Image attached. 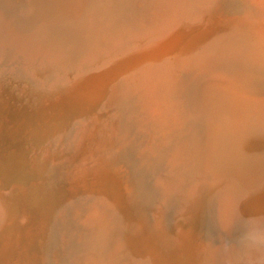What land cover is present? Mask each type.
I'll return each instance as SVG.
<instances>
[{
  "label": "rangeland",
  "instance_id": "rangeland-1",
  "mask_svg": "<svg viewBox=\"0 0 264 264\" xmlns=\"http://www.w3.org/2000/svg\"><path fill=\"white\" fill-rule=\"evenodd\" d=\"M253 1L0 0V264H248L264 126L239 141L234 108L249 64L264 89Z\"/></svg>",
  "mask_w": 264,
  "mask_h": 264
},
{
  "label": "bare ground",
  "instance_id": "bare-ground-1",
  "mask_svg": "<svg viewBox=\"0 0 264 264\" xmlns=\"http://www.w3.org/2000/svg\"><path fill=\"white\" fill-rule=\"evenodd\" d=\"M164 1V0H163ZM173 1V0H172ZM169 2V1H168ZM171 2V1H170ZM174 2H175V0H174ZM178 2V1H177ZM126 3V2H125ZM146 3V2H145ZM173 3V2H172ZM147 5V4H146ZM177 5V4H176ZM253 8H254V10H256L257 12H259V14H258V16H260V14H264V12H263V10H264V0H258V1H253ZM122 6V5H121ZM168 6V5H167ZM174 6V5H173ZM178 6V5H177ZM147 7H148V5H147ZM150 7V6H149ZM148 7V8H149ZM152 7V6H151ZM169 8H170V6H169ZM187 8V7H186ZM170 9H172V8H170ZM262 9V10H261ZM135 10V9H134ZM180 10V9H179ZM183 10V9H182ZM116 11V10H115ZM136 11V10H135ZM135 11H134V13H135ZM139 11V9L137 10V12ZM141 11H143L144 12V9L143 10H141ZM118 12V11H117ZM140 12V11H139ZM145 12H146V10H145ZM176 12H177V10H176ZM179 12V11H178ZM180 13V12H179ZM178 13V14H179ZM142 13H140V15H141ZM144 14H146V13H144ZM143 15V14H142ZM141 15V16H142ZM139 16V15H138ZM262 23H264V22H262ZM263 28V27H262ZM261 29V28H260ZM264 30V29H263ZM261 32V31H260ZM258 35H259V37H261L260 39V41H259V39H257L258 41H257V45H258V47H256V50L258 49L259 50V52H260V55H264V35H262V34H260V33H258ZM55 47V46H54ZM249 51H247L248 53H250L251 54V52H250V50L251 51H254L255 49H248ZM261 51H263V53L261 52ZM237 55V54H236ZM256 56V55H255ZM254 56V57H255ZM212 57V56H211ZM222 57V56H221ZM228 56H226V58H227ZM236 57V56H235ZM245 57V56H244ZM264 57V56H263ZM217 60H218V57H215ZM214 58V59H215ZM225 57H223V60H221V61H225V59H224ZM246 58V57H245ZM244 58V59H245ZM257 58V57H256ZM204 59V58H203ZM220 59V58H219ZM242 59V57H240V60ZM204 60H206V58L204 59ZM207 63H209V62H211L210 60H209V58L207 59ZM220 61V60H219ZM218 61V62H219ZM242 61H243V59H242ZM249 60L247 59V62H248ZM238 62H239V60H238ZM244 62V61H243ZM247 62H245V64L247 63ZM206 63V64H207ZM213 61L211 62V67H213L214 68V65L213 64H216V63H213ZM249 63H250V61H249ZM224 64H226V63H224ZM242 64V63H241ZM240 64V65H241ZM245 64H243V65H245ZM208 65V64H207ZM213 65V66H212ZM210 66V65H209ZM208 66V67H209ZM242 66V65H241ZM244 67V66H243ZM246 67H248V68H246L245 70H247L248 71V78L247 77H245V79H247V80H244V81H246V83H244L245 84V88L247 87V88H249V90H250V92L249 91H245V93H241V94H238L237 96L236 95H234V96H236L237 98L235 99L236 101H235V110H236V113H237V118H238V120L237 121H239V124H237V127L235 128L236 130H237V133H238V139H239V141L240 140H242V141H244V139L247 137V138H249L248 140H250V135H251V137L252 138H255V137H253V134L255 133L254 131L256 130V127L257 126H259V125H257L256 127H254L253 126V128H251L252 127V125L251 126H248V124H253L254 125V123L252 122V123H246L245 121L247 120V118L248 119H250L249 121L251 122L252 120H255L256 121V123L255 124H257V123H260V125L261 126H264V89H260V90H258L256 87V85H258L259 84V82H262L263 80H258L257 78H256V73L257 72H255L254 70H252L253 72H251L250 70L253 68L254 69V67H252V66H250V64L248 65V66H246ZM241 69H242V67H240ZM245 68V67H244ZM251 68V69H250ZM219 70H220V68H218ZM207 70V69H206ZM211 70V69H210ZM227 70V69H226ZM235 70V69H234ZM200 71V70H199ZM237 71H240V70H237ZM243 71V70H242ZM222 72V71H221ZM226 72V71H225ZM192 73V72H191ZM194 73V72H193ZM193 73L191 74V76L193 75ZM197 73V72H196ZM224 73V72H223ZM205 74H206V72H205ZM219 74H221V73H219ZM149 75V74H148ZM213 75H214V73H213ZM225 75H227L226 73H225ZM224 75V76H225ZM204 76H206V75H204ZM219 76V75H218ZM237 76V75H236ZM148 77V76H147ZM213 77V76H212ZM215 77H216V75H215ZM220 77V76H219ZM226 78V77H225ZM225 78H223V79H225ZM144 79H145V77H144ZM231 79V78H230ZM190 80V79H189ZM239 80V79H238ZM187 81V80H186ZM202 81V80H201ZM194 82V81H193ZM192 82V83H193ZM203 82V81H202ZM212 82V81H211ZM201 83V82H200ZM205 83V82H204ZM208 83V82H207ZM185 84V83H184ZM203 84V83H202ZM211 84V83H210ZM209 84V85H210ZM221 84V83H220ZM235 85V84H234ZM211 86V85H210ZM209 86V87H210ZM215 86H217V85H215ZM224 86V85H223ZM236 86V85H235ZM208 86H206V88H207ZM213 87V86H212ZM215 88V87H214ZM234 89H235V87H233ZM243 88V87H242ZM264 88V87H263ZM197 89V88H196ZM195 90V89H194ZM198 90H199V88H198ZM202 90V89H201ZM205 90H207V89H204L203 91H205ZM212 90V89H211ZM210 89L208 90V91H211ZM213 90H215L216 91V89H213ZM217 90H218V88H217ZM242 90V89H241ZM200 91V90H199ZM198 91V92H199ZM207 91V92H208ZM237 91V90H236ZM239 92H240V90H238ZM197 92V93H198ZM213 92V91H212ZM218 92H219V90H218ZM234 92V91H233ZM241 92H243V91H241ZM191 93V92H190ZM189 93V94H190ZM209 93H211V92H209ZM215 93V92H214ZM237 93V92H236ZM187 94V93H186ZM188 94V95H189ZM202 94V91H201V93H200V95ZM205 94V93H204ZM203 94V95H204ZM228 94V93H227ZM194 95H195V92H194ZM210 95H212L213 97L216 95V93H215V95H213L212 93L210 94ZM219 96H221L220 95V93L218 94ZM217 95V96H218ZM196 96V95H195ZM206 96H208V95H206ZM188 97V96H187ZM189 97H191V95L189 96ZM188 97V98H189ZM225 97V96H224ZM195 99H196V97H194ZM194 98H193V100H194ZM210 98V97H209ZM218 98V97H217ZM225 98H227V97H225ZM225 98H224V100H225ZM220 99V98H219ZM223 99V98H222ZM221 99V100H222ZM234 99V98H233ZM215 100V99H214ZM223 100V101H224ZM195 101V100H194ZM217 101H218V99H217ZM226 101V100H225ZM224 101V102H225ZM232 101V100H231ZM231 101H229V98H228V100H227V104H228V102L230 103ZM215 102V101H214ZM234 102V101H233ZM215 104V103H214ZM219 104V103H218ZM217 104V105H218ZM231 104V103H230ZM224 105H226L225 103H224ZM214 106H216V105H214ZM219 106V105H218ZM218 106H216V108L218 107ZM228 106V105H227ZM231 107H232V105H230ZM214 110H215V108H214ZM221 109H219V111H220ZM225 110H226V108H225ZM234 110V111H235ZM227 111V110H226ZM232 112H233V110H232ZM231 112V113H232ZM222 113L225 115V113L222 111L221 112V115H222ZM228 113V112H227ZM216 115L217 114H219V113H215ZM233 114V113H232ZM224 115H222L221 116V120L223 119L222 117L224 116ZM233 115H235V114H233ZM233 115H231L230 114V116H233ZM220 117V116H219ZM219 117H217V119L219 118ZM225 117V116H224ZM235 118V117H234ZM220 119V118H219ZM232 119V118H231ZM230 120V119H229ZM219 121V120H218ZM235 121V120H234ZM258 121V122H257ZM227 123V122H226ZM229 123H235V122H231V121H229ZM221 124V123H220ZM218 125V124H217ZM222 125V124H221ZM223 125H227V127L228 126H231L230 124H223ZM222 125V126H223ZM220 126V125H219ZM222 126H221V128H222ZM234 126H236V125H234ZM224 127V126H223ZM233 127V126H232ZM218 128V127H217ZM217 128L215 129L216 130V133H217ZM221 128H218V130H220ZM231 127H228V129H230ZM258 128H260V127H258ZM232 129V128H231ZM230 129V130H231ZM230 130H228V131H230ZM234 130V129H233ZM232 130V131H233ZM258 130V129H257ZM223 132H225V130H222ZM222 132V133H223ZM234 132H236V131H234ZM227 132H225V134H226ZM232 132L230 131V134H231ZM215 134V133H214ZM217 134H219V133H217ZM224 133H223V135L224 136H226ZM264 134V133H263ZM227 135H228V133H227ZM235 135V134H234ZM233 135V136H234ZM262 136H264V135H262ZM215 137H217V135L215 136ZM229 137V136H228ZM222 138H223V136H222ZM227 138V137H226ZM230 138V137H229ZM228 138V139H229ZM232 138V137H231ZM230 138V139H231ZM214 139V138H213ZM212 139V140H213ZM230 139H229V141H230ZM256 139V138H255ZM263 139H264V137H263ZM225 140H227V139H225ZM213 141H215V140H213ZM224 141V139H222V142ZM232 141V140H231ZM238 141V140H237ZM241 141V142H242ZM255 141H257V139L255 140ZM255 141H253V139L250 141V142H248V144L250 143H253V144H251L252 146L254 145V143H255ZM264 141V140H263ZM216 142V141H215ZM214 142V143H215ZM221 142V143H222ZM225 142V141H224ZM227 142V141H226ZM225 142V143H226ZM240 142V143H241ZM237 143H239V142H237ZM232 144V143H231ZM243 144V143H242ZM215 145H216V143H215ZM223 145V144H222ZM233 145V144H232ZM219 146V145H218ZM221 146V145H220ZM225 146V145H224ZM231 146V145H230ZM250 146V145H249ZM260 146V145H259ZM216 147V149H217V146H215ZM222 148V147H221ZM232 148V147H231ZM245 148V147H244ZM215 149V150H216ZM218 149H220L219 147H218ZM237 149V148H236ZM225 150V149H224ZM223 150V151H224ZM251 150H253V152L255 151L256 153L258 152V151H256V150H254V149H251ZM220 151V150H219ZM226 151V150H225ZM244 151V150H243ZM242 151V152H243ZM248 151H250L249 149L247 150V152ZM259 151H260V149H259ZM214 152V151H213ZM216 152H217V150H216ZM244 153V152H243ZM261 153V152H260ZM251 154H253V153H251ZM264 154V153H263ZM263 154H261V157H262V155ZM216 155V154H215ZM221 155V154H220ZM224 155V154H223ZM241 154H239V158L241 157L240 156ZM244 155H246V154H244ZM248 155V154H247ZM246 155V156H247ZM257 155V154H256ZM255 155V156H256ZM218 156V158H219V154L217 155ZM216 156V157H217ZM254 156V157H255ZM264 156V155H263ZM251 157V156H250ZM242 159L244 158V157H241ZM257 158H259L258 157V155H257ZM260 159H262V158H260ZM257 160V161H260L261 162V160ZM221 160H223V159H221ZM249 160V159H248ZM247 160V161H248ZM251 160V159H250ZM253 160V159H252ZM254 160H256V159H254ZM253 160V161H254ZM218 161V160H217ZM216 161V162H217ZM245 161H246V159H245ZM262 161H264V160H262ZM222 162V161H221ZM221 162H219V163H221ZM249 162V161H248ZM256 162V161H255ZM223 164H221V165H224V164H227V161H226V163H224V160H223V162H222ZM253 163V162H252ZM257 163V162H256ZM231 164V163H230ZM229 164V165H230ZM217 165V164H216ZM261 165V164H260ZM259 165V166H260ZM234 166H236V165H234ZM221 167H223V170H224V168H226V167H224V166H221ZM233 167V166H232ZM254 168L255 167H258V166H253ZM230 168H231V166H230ZM239 168V167H238ZM242 168V167H241ZM263 168H264V166H263ZM252 169V168H251ZM256 169V168H255ZM223 170H221V171H223ZM239 170V169H238ZM258 170V169H257ZM217 171H219L218 169H217ZM242 171V170H241ZM250 171H252L253 172V170H250ZM254 171H256V170H254ZM233 172V171H232ZM238 172V171H237ZM237 172H236V174H237ZM240 172V171H239ZM238 172V173H239ZM252 172H251V174H252ZM257 172V171H256ZM256 172H254V173H256ZM250 173V172H249ZM248 173V174H249ZM259 173V172H258ZM223 174V173H222ZM235 174V175H236ZM247 174V173H246ZM247 174V175H248ZM260 174V173H259ZM262 174V173H261ZM240 175V174H239ZM250 175V174H249ZM256 176H257V174H256ZM259 176V175H258ZM262 176V175H261ZM260 176V177H261ZM233 177H234V175H233ZM238 177V176H237ZM240 177H241V175H240ZM259 177V178H260ZM245 178V177H244ZM252 178V177H251ZM250 178V179H251ZM249 179V178H248ZM244 180V179H243ZM252 180H256V178H252ZM248 181V180H247ZM251 181V180H250ZM258 181H259V179H258ZM264 181V180H263ZM241 183H243V182H241ZM248 183H252V181L251 182H248ZM236 184H238V183H236ZM244 184V187H245V183H243ZM240 186H242V185H240ZM261 186L263 187V185H260V187H258L259 189L261 188ZM239 187V186H238ZM240 188V187H239ZM238 189V188H237ZM241 189H243L242 187H241ZM255 189V188H254ZM258 189V190H259ZM263 189V188H262ZM257 190V191H258ZM239 191H241V190H239ZM243 191H245V190H243ZM253 191V190H252ZM260 191H261V189H260ZM242 192V191H241ZM241 192H239V193H241ZM254 192V191H253ZM233 193V192H232ZM231 193V194H232ZM234 193H235V191H234ZM243 193V192H242ZM247 193V191H245L244 192V194H246ZM258 194H257V196L261 193V194H264V192L262 193V192H257ZM231 194H230V196H231ZM237 194H238V192H237ZM250 195L251 194H253L252 192H250L249 193ZM256 194V193H255ZM252 196V195H251ZM244 197V196H243ZM246 197V196H245ZM259 197V199H260V197L262 198L263 196H258ZM232 198V197H231ZM233 198H236V196L235 197H233ZM249 198V197H248ZM226 199V201H227V198H225ZM241 199V198H240ZM258 199V198H257ZM233 200V199H232ZM249 201H247V202H250V199H248ZM251 200H253V198L251 197ZM254 200H256V198L254 199ZM245 202H246V198H245ZM245 202H244V205H245ZM253 202H255V201H253ZM226 203V202H225ZM229 203V202H228ZM227 203V204H228ZM230 204V203H229ZM251 204H256V203H250V206H251ZM238 205V204H237ZM236 205V206H237ZM257 205V204H256ZM229 206V205H228ZM252 206H254L255 208H256V206L255 205H252ZM251 206V210H252V208H254V207H252ZM231 207H233V206H231ZM240 207V206H239ZM247 207L248 206H246V209H247ZM223 208V207H222ZM234 208V207H233ZM242 208H244V207H242ZM245 209V212L247 213L248 211ZM219 210H220V206H219ZM227 210V209H226ZM231 210V212H233L232 211V209H229V211ZM243 210V209H242ZM228 211V212H229ZM241 211V210H240ZM255 210H253V212H254ZM257 211H259V210H257ZM218 212V211H217ZM235 212V211H234ZM242 212V211H241ZM221 213V212H220ZM249 213V212H248ZM252 213V212H251ZM257 213V212H256ZM259 213H261L262 214V210H261V212H259ZM224 215H225V213H223ZM237 214H238V212H237ZM242 214V213H241ZM261 214H259V215H261ZM227 215H228V213H227ZM231 215L233 216L234 214H230V216H228V217H231ZM254 214H252V216L249 214V218L250 217H253L254 218V216H253ZM258 215V216H259ZM223 216V215H222ZM242 216V215H241ZM245 216H247V215H245ZM256 216H257V214H256ZM235 217H236V215H235ZM243 217H244V215H243ZM261 217H262V215H261ZM225 218H227L226 216H225ZM240 218V217H239ZM260 218V217H259ZM224 219V218H223ZM229 219V218H228ZM261 219V218H260ZM263 219H264V217H263ZM220 220H222V218L220 219ZM223 221V220H222ZM225 221H230V220H226L225 219ZM224 221V222H225ZM228 223V222H227ZM234 223H237L236 221L234 222ZM229 224V223H228ZM237 225H238V223H237ZM236 225V226H237ZM228 227V226H227ZM237 228H238V226H237ZM229 229V227L228 228H226V231ZM237 229H235V231H236ZM226 231H224V233L226 232ZM239 231V230H238ZM237 231V232H238ZM230 232H231V230H230ZM233 232H234V230H233ZM232 232V233H233ZM228 232H226V234H227ZM236 233V232H235ZM235 233H233V234H235ZM239 233V232H238ZM238 233H237V235H238ZM231 234V233H230ZM229 234V235H230ZM232 234V235H233ZM232 235H230V236H232ZM228 235H226V237H227ZM230 236H228V237H230ZM234 236H236V234L234 235ZM224 237V236H223ZM225 237V238H226ZM233 239L235 240L236 238H234L233 237ZM224 240H226V239H223V241H222V243H221V247L220 248H222L224 251V254H225V252H227V251H225V244L230 240V238H229V240L225 243L224 242ZM232 242H234L233 240H231ZM231 242V243H232ZM230 246H232V245H230ZM219 248V249H220ZM230 248V247H229ZM237 248H239V247H237ZM228 251H229V249H227ZM238 250V249H237ZM219 251V250H218ZM241 251V250H240ZM222 252V251H221ZM231 252V251H230ZM242 252V251H241ZM214 253V252H213ZM234 253V252H233ZM218 254V253H217ZM229 253H227V254H225V255H228ZM231 254H232V252H231ZM231 254H229V256L231 255ZM244 254V253H243ZM234 255H236V254H234ZM220 256V255H219ZM218 256V257H219ZM229 256H227V258L229 257ZM221 257H223V256H221ZM225 257V256H224ZM236 257V256H235ZM240 256L238 255V258H239ZM226 258V257H225ZM225 258L223 259V260H225ZM230 260L232 259V258H229ZM228 259V260H229ZM228 260H227V262H228ZM229 260V261H230ZM233 260L235 261V258H233ZM233 260H231V263H232V261ZM240 260V259H239ZM237 261V260H236ZM243 261V260H242ZM241 260L239 261V262H242ZM239 262L237 261V262H233L234 264H236V263H238L239 264ZM230 263V264H231ZM245 263H248L247 261H245ZM227 264H229V262L227 263ZM241 264V263H240Z\"/></svg>",
  "mask_w": 264,
  "mask_h": 264
},
{
  "label": "clouds",
  "instance_id": "clouds-1",
  "mask_svg": "<svg viewBox=\"0 0 264 264\" xmlns=\"http://www.w3.org/2000/svg\"><path fill=\"white\" fill-rule=\"evenodd\" d=\"M236 244L247 258L248 264H264V219L241 217ZM229 248V244H225Z\"/></svg>",
  "mask_w": 264,
  "mask_h": 264
}]
</instances>
